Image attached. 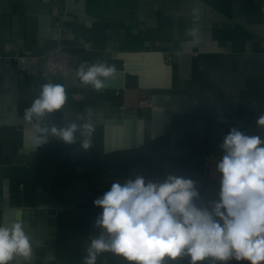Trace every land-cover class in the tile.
Returning <instances> with one entry per match:
<instances>
[{
	"label": "crops",
	"instance_id": "obj_1",
	"mask_svg": "<svg viewBox=\"0 0 264 264\" xmlns=\"http://www.w3.org/2000/svg\"><path fill=\"white\" fill-rule=\"evenodd\" d=\"M58 45L72 55L65 74L44 76L41 62L16 69V55L43 57ZM0 57V222L22 213L30 264H83L101 231L94 200L114 181L176 174L212 198L218 181L203 156L222 157L232 127L261 134L264 0H0ZM97 60L117 68L100 92L76 76ZM48 82L63 84L68 100L44 124H79L91 112L89 150L55 138L32 149L23 112ZM97 264L125 261L103 253Z\"/></svg>",
	"mask_w": 264,
	"mask_h": 264
},
{
	"label": "clouds",
	"instance_id": "obj_2",
	"mask_svg": "<svg viewBox=\"0 0 264 264\" xmlns=\"http://www.w3.org/2000/svg\"><path fill=\"white\" fill-rule=\"evenodd\" d=\"M193 9V22L199 20ZM198 38L199 30H189ZM117 74L114 64L97 60L81 63L76 76L85 87L100 92ZM68 100L63 84L44 83L23 112L31 127L26 137L32 149L50 138L87 151L93 146L92 113L82 123L48 126L44 121L61 111ZM82 121L83 117L80 118ZM261 134L247 135L232 127L219 145L215 163V195L202 194L198 181L176 174L163 180L143 175L114 181L110 190L94 200L102 211L95 220L100 234L91 238L83 264H97L103 253L123 258L125 264H264V114L256 120ZM79 133V138L77 136ZM32 237L22 213L0 222V264H30Z\"/></svg>",
	"mask_w": 264,
	"mask_h": 264
},
{
	"label": "built area",
	"instance_id": "obj_3",
	"mask_svg": "<svg viewBox=\"0 0 264 264\" xmlns=\"http://www.w3.org/2000/svg\"><path fill=\"white\" fill-rule=\"evenodd\" d=\"M2 57H0L1 65ZM16 69L21 72H26L30 65H36L40 62L44 66V76L63 75L71 69L72 55L63 45H58L51 51L47 52L43 57H35L28 55H16L13 57ZM141 107L150 105L149 101H141ZM221 157L215 153H207L203 156V163L208 178L216 180L214 176L215 163Z\"/></svg>",
	"mask_w": 264,
	"mask_h": 264
}]
</instances>
